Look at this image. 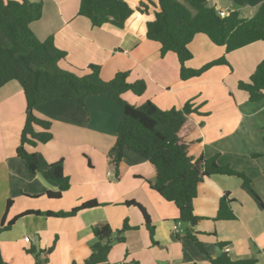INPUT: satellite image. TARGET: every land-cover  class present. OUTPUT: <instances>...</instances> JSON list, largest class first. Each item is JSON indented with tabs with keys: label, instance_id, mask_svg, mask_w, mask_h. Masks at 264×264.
<instances>
[{
	"label": "crops",
	"instance_id": "1",
	"mask_svg": "<svg viewBox=\"0 0 264 264\" xmlns=\"http://www.w3.org/2000/svg\"><path fill=\"white\" fill-rule=\"evenodd\" d=\"M8 1V0H5ZM22 1V0H13ZM43 3V16L31 24L40 41L53 37L55 46L67 56L59 67L78 76L89 74L90 66L101 68V78L109 82L119 72H129L130 81L147 85L142 97L132 93L124 99L136 106L147 101L162 110L182 109L191 102L198 109L194 118L201 128L189 141L202 140L198 157L216 158L252 180L253 193L236 176L213 175L199 184L194 201L199 223L193 227L178 221L179 210L145 183L155 167L139 155L127 151L116 176L109 152L117 140L121 112L117 105L101 96L89 97L86 106L73 99H61L40 105L35 116L52 123L53 138L46 144L27 146L39 156L44 170L64 160L71 187L58 200L46 193L58 185L42 173L31 174L18 157L21 134L26 123L27 103L20 84L12 81L0 92V254L6 264H36L30 250L47 252V264H84L96 242L93 228L109 224L121 230L127 221L131 227L123 242H116L109 264H211V258L223 255L220 244L230 248L233 261L255 260L264 264V100L249 101L240 82H249L264 59V42L226 52L204 34L189 45L193 59L190 69L225 57L228 65L211 68L201 77L183 81L180 63L174 53L161 56V45L142 40L145 21L138 18L127 29L112 24L94 27L79 15L81 0H28ZM136 7L139 0H128ZM218 12H239L253 17L264 0H207ZM230 193L236 219L216 221L220 200ZM97 200L101 206L82 210L74 217L57 218L29 211L69 212L84 202ZM139 203L154 227L151 236L141 211L126 201ZM12 201L7 212L8 202ZM7 212V213H6ZM6 223L20 216L5 231ZM194 234L205 253L191 240ZM29 237L30 242H25Z\"/></svg>",
	"mask_w": 264,
	"mask_h": 264
},
{
	"label": "trees",
	"instance_id": "2",
	"mask_svg": "<svg viewBox=\"0 0 264 264\" xmlns=\"http://www.w3.org/2000/svg\"><path fill=\"white\" fill-rule=\"evenodd\" d=\"M43 3L28 0H0V92L12 81L20 84L27 103L26 123L21 134V144L17 155L24 160L28 171L36 175L42 173L46 179L58 185L57 191L46 193L51 200L61 199L71 187L70 178L65 174L64 160L43 169L39 156L30 152L29 147L46 144L52 140V123L35 116L34 111L42 104L73 99L82 106L92 96H101L113 101L120 108L121 119L117 130V140L109 152L115 167L116 176L127 151L139 155L155 167V173L144 179L151 190L166 201L174 203L179 210L178 221L195 227L200 217L195 215L194 201L198 196L199 184L213 175L236 176L253 191L252 180L245 174L229 167H222L216 158L198 157L197 152L203 141H189L188 137L199 126L194 118L199 111L188 102L182 109L162 110L151 101L136 106L124 99L132 93L142 97L147 85L144 81H130L129 72H119L109 82L101 78V68L90 66V73L78 76L59 67L67 53L55 46L53 37L40 41L31 29V24L43 16ZM79 15L88 18L94 27L112 24L119 29H127L138 18L145 21V32L139 33L142 40L157 42L161 45V56L174 53L180 63V78L188 81L201 77L211 68L228 65L225 57L214 60L200 69H190L186 63L193 59L189 45L198 34L206 35L213 44L225 47L227 53L242 49L253 43L264 42V5L260 6L253 17H243L232 12L221 18L218 11L207 0H139L136 7L128 0H81ZM239 89L248 93L249 101L258 103L264 100V59L257 66L249 82H240ZM230 193L220 200L216 221L236 219L231 207ZM12 201L8 202L7 212ZM125 205L137 207L145 220L150 235L154 227L145 208L139 203L126 201ZM101 206L97 200L84 202L69 212L29 211L23 215L35 214L47 217H74L82 210ZM6 212V213H7ZM2 220V230L11 228L16 217L6 223ZM131 227L127 221L121 230L114 231L109 224L93 228L96 242L91 255L84 264H109L108 257L114 243L123 242L125 233ZM200 250L205 253L201 242L194 234H188ZM226 244H220L224 250ZM47 252L30 250L35 255L36 264H47L42 259ZM211 264H256L255 260L233 261L227 253L211 258ZM0 264H6L0 254ZM77 264V263H72Z\"/></svg>",
	"mask_w": 264,
	"mask_h": 264
},
{
	"label": "built area",
	"instance_id": "3",
	"mask_svg": "<svg viewBox=\"0 0 264 264\" xmlns=\"http://www.w3.org/2000/svg\"><path fill=\"white\" fill-rule=\"evenodd\" d=\"M218 14H219V16L221 18H226V17L229 16V13L227 11H225V10L219 11ZM25 242H30V238L29 237H26L25 238ZM224 252L225 253H229L230 252V248L229 247H225Z\"/></svg>",
	"mask_w": 264,
	"mask_h": 264
},
{
	"label": "rangeland",
	"instance_id": "4",
	"mask_svg": "<svg viewBox=\"0 0 264 264\" xmlns=\"http://www.w3.org/2000/svg\"><path fill=\"white\" fill-rule=\"evenodd\" d=\"M111 102H113V101H111ZM115 105H117L115 102H113ZM119 108V107H118ZM119 110H120V108H119ZM195 115H198V114H195ZM121 119V118H120ZM190 140V139H189ZM253 183V182H252ZM244 188L248 191V192H251L250 191V188H248L245 184H244ZM252 188H253V186H252ZM253 191H254V189H253ZM144 219V218H143Z\"/></svg>",
	"mask_w": 264,
	"mask_h": 264
}]
</instances>
